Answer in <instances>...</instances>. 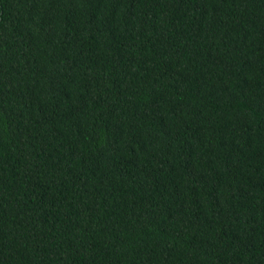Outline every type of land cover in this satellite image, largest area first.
Returning a JSON list of instances; mask_svg holds the SVG:
<instances>
[{
	"label": "trees",
	"instance_id": "obj_1",
	"mask_svg": "<svg viewBox=\"0 0 264 264\" xmlns=\"http://www.w3.org/2000/svg\"><path fill=\"white\" fill-rule=\"evenodd\" d=\"M0 264H264V0H0Z\"/></svg>",
	"mask_w": 264,
	"mask_h": 264
}]
</instances>
